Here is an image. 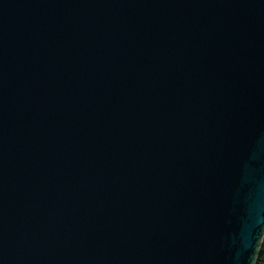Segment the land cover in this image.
I'll use <instances>...</instances> for the list:
<instances>
[{
    "label": "water",
    "instance_id": "obj_1",
    "mask_svg": "<svg viewBox=\"0 0 264 264\" xmlns=\"http://www.w3.org/2000/svg\"><path fill=\"white\" fill-rule=\"evenodd\" d=\"M264 0H0V264H257Z\"/></svg>",
    "mask_w": 264,
    "mask_h": 264
},
{
    "label": "trees",
    "instance_id": "obj_2",
    "mask_svg": "<svg viewBox=\"0 0 264 264\" xmlns=\"http://www.w3.org/2000/svg\"><path fill=\"white\" fill-rule=\"evenodd\" d=\"M257 264H264V243Z\"/></svg>",
    "mask_w": 264,
    "mask_h": 264
}]
</instances>
